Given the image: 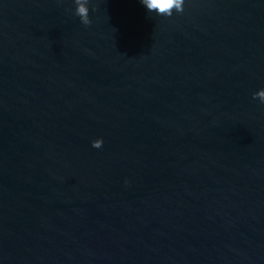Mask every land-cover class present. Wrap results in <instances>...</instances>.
Masks as SVG:
<instances>
[{"label":"water","instance_id":"obj_1","mask_svg":"<svg viewBox=\"0 0 264 264\" xmlns=\"http://www.w3.org/2000/svg\"><path fill=\"white\" fill-rule=\"evenodd\" d=\"M79 4L0 0V264H264V0Z\"/></svg>","mask_w":264,"mask_h":264},{"label":"clouds","instance_id":"obj_2","mask_svg":"<svg viewBox=\"0 0 264 264\" xmlns=\"http://www.w3.org/2000/svg\"><path fill=\"white\" fill-rule=\"evenodd\" d=\"M140 2L148 12L155 11L164 16H171L174 9L177 12H183L184 10V0H140ZM77 5L76 15L80 17L82 24L85 26L89 25L91 21L88 18V9L82 4H79V0H77ZM257 97L261 102H264V89L253 94V98ZM102 144L103 141L101 139L92 142L94 148H100Z\"/></svg>","mask_w":264,"mask_h":264}]
</instances>
